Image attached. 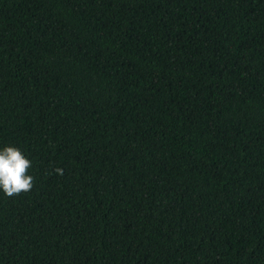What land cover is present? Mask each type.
Returning <instances> with one entry per match:
<instances>
[{
	"label": "trees",
	"instance_id": "obj_1",
	"mask_svg": "<svg viewBox=\"0 0 264 264\" xmlns=\"http://www.w3.org/2000/svg\"><path fill=\"white\" fill-rule=\"evenodd\" d=\"M6 146L0 264H264V0H0Z\"/></svg>",
	"mask_w": 264,
	"mask_h": 264
},
{
	"label": "clouds",
	"instance_id": "obj_2",
	"mask_svg": "<svg viewBox=\"0 0 264 264\" xmlns=\"http://www.w3.org/2000/svg\"><path fill=\"white\" fill-rule=\"evenodd\" d=\"M32 161L16 146L0 149V190L8 198L30 193L36 179L30 174ZM54 173L63 176V169L56 167Z\"/></svg>",
	"mask_w": 264,
	"mask_h": 264
}]
</instances>
